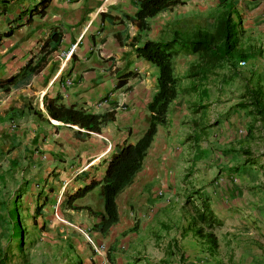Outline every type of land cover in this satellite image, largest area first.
<instances>
[{
	"label": "crops",
	"instance_id": "crops-1",
	"mask_svg": "<svg viewBox=\"0 0 264 264\" xmlns=\"http://www.w3.org/2000/svg\"><path fill=\"white\" fill-rule=\"evenodd\" d=\"M39 1L0 0V11L11 9L0 26L12 29L0 38V80L29 59L34 64L51 30L61 34L37 74L8 92L0 89V216H7L10 203L29 202L22 215L36 222L38 246L46 241L40 227L59 239L39 253L37 264H107L106 255L114 264H264V117L248 97L264 94V0H184L148 20L145 32L125 19L135 13V0H48L41 16L31 15ZM227 4L240 23L239 45L252 57L242 67H214L198 83L185 78L194 56L177 53L174 77L193 90L170 103L167 124L157 129L131 185L116 197L118 222L102 237L92 228L97 219L84 210L59 209L62 224L51 220L57 191L100 181L115 146L134 143L147 127L157 71L134 49L146 40H169L173 32L210 30ZM71 47L72 59L61 64L56 54ZM123 74L126 83L114 90ZM122 90L124 109L117 97ZM108 94V105L94 109ZM56 95L87 113L113 111V121L96 134L51 120L42 98ZM196 190L220 223L212 255L192 232L181 235L199 202L191 197ZM99 191L94 187L73 205L100 212L101 201L94 202ZM80 230L103 252L93 251ZM9 254L0 250V264L21 263Z\"/></svg>",
	"mask_w": 264,
	"mask_h": 264
},
{
	"label": "trees",
	"instance_id": "trees-1",
	"mask_svg": "<svg viewBox=\"0 0 264 264\" xmlns=\"http://www.w3.org/2000/svg\"><path fill=\"white\" fill-rule=\"evenodd\" d=\"M47 2L48 0H40L30 10V14L41 16ZM183 2L184 0H135V13L132 17H125V19L129 20L138 32H145L148 28V20L164 10L182 5ZM224 4L226 3L223 2L222 5ZM114 23L118 24L119 22ZM11 31V28H7L0 34V38L10 36ZM239 37L240 23L232 11L231 4H227L218 10L216 16L211 19L210 30L195 29L189 33L173 32L169 40H146L136 47L134 51L137 57L150 63L157 71L155 91L146 105L147 127L134 143L123 141L115 146L114 151L109 154L105 162L104 174L100 181L90 180L81 187L65 193L59 206L72 211L84 210L87 214L92 215L97 219L92 228L100 236H105L109 229L118 222L116 197L131 185L135 175L140 171L157 129L167 124L170 103L187 90H193V86L187 89L182 88L180 80L174 77L173 59L177 53L185 52L194 56V63L188 67L185 78L196 79L199 83L214 67L228 66L231 68L238 62H245L252 57V51L240 47ZM60 41V32L55 29L51 30L38 49L40 55L36 62L32 64L33 59H29L14 75L0 80V89L8 92L16 84L20 85L21 81H26L32 75L37 74L57 49ZM70 58L72 59V55ZM128 76V74L119 76L114 90L123 86ZM249 93V105L257 109V115L262 114L264 117V94L259 91ZM59 98L58 95L53 98L46 96L42 98L44 111L51 120L96 134L100 132L102 126L113 121V111L101 115L86 113L81 108L61 104ZM261 101L262 103H260ZM96 186H99V194L102 199L100 212H92L88 207L73 205L76 200L83 198ZM192 196H196L199 202L196 206L191 207V217L182 228L181 235L184 232H192V235L205 245L207 252L212 255L218 247L213 230L220 223L212 214L207 200L201 197L197 190L192 191ZM17 214V204L13 202L6 218L10 228V238L16 241V247L21 252L23 247L22 228ZM21 256L20 264H31L27 262L25 255L21 254ZM105 258L107 264H114L108 255Z\"/></svg>",
	"mask_w": 264,
	"mask_h": 264
},
{
	"label": "rangeland",
	"instance_id": "rangeland-1",
	"mask_svg": "<svg viewBox=\"0 0 264 264\" xmlns=\"http://www.w3.org/2000/svg\"><path fill=\"white\" fill-rule=\"evenodd\" d=\"M2 5L3 4H0V10L2 9ZM10 12H11V9L9 10L8 8H6L5 12L0 11V25H3L5 23L3 16L5 15L7 17V14ZM7 19H8V17H7ZM5 28H6L5 25H4V28H3V26H0V31L5 30ZM35 50H37V47L35 48ZM16 199L17 198L15 196L14 200H16ZM99 200L102 203L101 197L95 196L94 202H97V204H98ZM15 203L17 204V213H18L17 215H18L20 226L22 228L23 247H22V250L20 252L16 247V244H15L16 241L13 240L12 238H10V228H9L8 221L6 218L7 216L4 213L3 216L2 215L0 216V250L3 248L6 252L10 253L9 254L10 257L13 255H16L15 257L19 258L20 261L22 259L21 254H23L26 257L27 262H29L31 264H37L38 257L40 255L39 253L44 252L43 254H46L49 252V250L47 248L50 245L49 242L56 240L57 234H54L55 232L52 230H49L48 227H46V226L40 227L39 231H42L43 233H45L44 237H45L46 241L44 242L43 246H38L39 241H37V239L33 235V231L36 230L34 227V226H36V222L33 220L32 217L22 215V210L28 209V204H30V203L29 202H22L21 200L16 201ZM8 207H9V209H11L10 207H12V204L10 203L8 205ZM54 208L56 209V217H58V219L61 220L59 213H60V210L64 209V208L60 207L57 204V202L54 204ZM53 212H54V210H53ZM12 215L14 216L15 214L13 213ZM51 220L57 221L56 218L53 216H52ZM47 222L48 221L46 220V223ZM56 223L58 225L62 224L60 221H58ZM16 231L18 232V229ZM17 236H18V233L16 234V240H17ZM57 240H59V239H57ZM17 263L19 264L20 262H17L15 260L14 264H17Z\"/></svg>",
	"mask_w": 264,
	"mask_h": 264
},
{
	"label": "clouds",
	"instance_id": "clouds-1",
	"mask_svg": "<svg viewBox=\"0 0 264 264\" xmlns=\"http://www.w3.org/2000/svg\"><path fill=\"white\" fill-rule=\"evenodd\" d=\"M41 46V45H40ZM40 46H38V49L40 48ZM70 49H72L73 50V48L71 47ZM69 51V50H68ZM67 51V52H68ZM66 52V53H67ZM62 53V51H60V52H58L57 54H56V58L59 60V62L61 63V64H63V63H65L66 61H64L67 57L69 58V56H71L70 54L72 53V51L68 54V56L65 58V59H60V58H58V56L57 55H59V54H61ZM64 53V52H63ZM65 53V54H66ZM241 62H238L237 64L239 65ZM242 63H244L245 64V62H242ZM244 64L242 65V66H244ZM240 66V65H239ZM242 66H240V67H242ZM61 78H62V76H60ZM70 81V80H69ZM120 94H123L124 95V101H122L121 100V96H120ZM105 97V96H104ZM104 97H102L101 99H99L95 104H94V106H93V108L94 109H100V108H103V107H106L107 105H108V99H109V97H110V94H108V95H106V97L104 98ZM117 97H118V99L120 100V105H119V107H121V108H125L124 107V105H125V101H126V92H125V90H122V91H120L119 93H118V95H117ZM101 101H106V104L104 105V106H102V107H100V108H98V107H96V105H97V103L98 102H101ZM83 110V109H82ZM83 111H85V110H83ZM86 113H87V111H85ZM61 188H63L62 186H61ZM71 192V191H70ZM65 193H67L66 191H63L62 189H60L59 190V193H58V191H57V193H56V198H55V203L57 202V204L58 205H60V203H61V201L63 200V197H64V194ZM54 217L58 220V221H60L61 222V220L60 219H58V217H56V215H54ZM82 232L83 233H85L89 238H90V240H91V242H92V239H91V236H90V234H89V232L88 231H86V230H80V233H81V236L83 237V239H84V241L86 242V243H88L87 241H86V239L84 238V236L82 235ZM89 245H92V249H93V243L92 244H90V243H88ZM94 247H96V246H94ZM98 247H102V251H100V252H103V246H98ZM94 251V250H93ZM99 252V253H100Z\"/></svg>",
	"mask_w": 264,
	"mask_h": 264
},
{
	"label": "built area",
	"instance_id": "built-area-1",
	"mask_svg": "<svg viewBox=\"0 0 264 264\" xmlns=\"http://www.w3.org/2000/svg\"><path fill=\"white\" fill-rule=\"evenodd\" d=\"M71 51H72V49H69V51H68L66 54H65V53H61V54H59V55H58V58H60V59H61V58H62V59H65ZM243 64H244V63L241 62L239 65L242 66ZM62 85H63V86H68V85H70V81H69V80H63ZM120 96H121V97H120L121 100L124 101V95H123V94H120ZM105 104H106V101H101V102H98V103H97L96 107L100 108V107L104 106ZM82 235L84 236V238L86 239V241H87L88 243L92 244L90 238H89L85 233L82 232ZM93 250H94L95 252L99 253L100 251H102V247H94V246H93Z\"/></svg>",
	"mask_w": 264,
	"mask_h": 264
},
{
	"label": "bare ground",
	"instance_id": "bare-ground-1",
	"mask_svg": "<svg viewBox=\"0 0 264 264\" xmlns=\"http://www.w3.org/2000/svg\"><path fill=\"white\" fill-rule=\"evenodd\" d=\"M67 60H68V57L64 61H67Z\"/></svg>",
	"mask_w": 264,
	"mask_h": 264
}]
</instances>
